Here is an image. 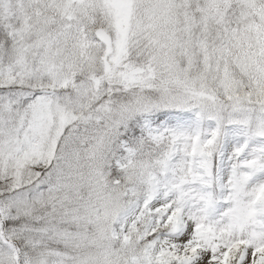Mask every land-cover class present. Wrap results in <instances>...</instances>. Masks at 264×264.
<instances>
[{
	"label": "snow or ice",
	"instance_id": "1",
	"mask_svg": "<svg viewBox=\"0 0 264 264\" xmlns=\"http://www.w3.org/2000/svg\"><path fill=\"white\" fill-rule=\"evenodd\" d=\"M0 264H264V0H0Z\"/></svg>",
	"mask_w": 264,
	"mask_h": 264
}]
</instances>
